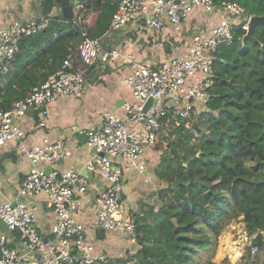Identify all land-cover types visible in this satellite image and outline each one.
<instances>
[{
    "label": "built area",
    "instance_id": "2783aa9c",
    "mask_svg": "<svg viewBox=\"0 0 264 264\" xmlns=\"http://www.w3.org/2000/svg\"><path fill=\"white\" fill-rule=\"evenodd\" d=\"M200 8L211 14L221 13L222 17L208 34L195 31L180 55L150 65L117 48L106 49L102 37L93 38L83 32L78 45L79 61L68 56L53 75L34 86L24 99L7 110L0 109V148L19 143L21 155L34 167L22 181L15 202L0 203V221L16 238L11 247L10 238L0 233V264H107L111 260L80 220L78 198L89 191L91 181L75 170H61L72 155L67 143L45 139L42 145L27 146L23 144L25 132L19 120L30 109L40 108L43 111L39 126L45 127L49 103L82 94L86 69L98 61L105 67L121 58L129 66L126 84L135 101L123 105L124 116L107 111L100 128H81L78 134L94 151L86 169L102 183L97 189L95 231H119L137 245V220L143 214L139 215L127 204V175L136 171L149 181L144 156L156 146L162 120L166 117L190 120L206 109L219 48L233 41L236 25H242L247 33L253 16L232 0H120L105 33L140 20L149 29L162 31L169 24L181 32L184 23ZM49 19L30 18L7 27L0 25V77L12 70L21 41L44 30ZM81 19L78 15L76 22ZM150 99L154 102L145 110ZM40 163L49 166L50 173L37 167ZM41 194L49 198L56 218L51 228L53 238L47 240L36 226L38 207L25 202ZM232 229L236 234L230 236L237 237V241H232L238 253L241 255L248 245L255 256L260 250L254 243L257 235L248 232L242 218L233 221Z\"/></svg>",
    "mask_w": 264,
    "mask_h": 264
},
{
    "label": "trees",
    "instance_id": "16d2710c",
    "mask_svg": "<svg viewBox=\"0 0 264 264\" xmlns=\"http://www.w3.org/2000/svg\"><path fill=\"white\" fill-rule=\"evenodd\" d=\"M119 1L82 0L80 22L58 14L44 30L23 39L12 70L0 77V109L24 99L68 56L79 55L83 32L103 36ZM232 1L249 15L264 16V0ZM55 2L64 8L73 0ZM89 13L95 16L91 28ZM209 95L206 109L190 120H162L165 136L157 147L162 154L156 171L165 186L159 202L138 212L143 214L137 220L138 250L107 264H202L197 255L240 218L261 247L254 257L249 251L250 264H264V25H257L252 37L235 26L233 41L216 54Z\"/></svg>",
    "mask_w": 264,
    "mask_h": 264
},
{
    "label": "crops",
    "instance_id": "0c3cea01",
    "mask_svg": "<svg viewBox=\"0 0 264 264\" xmlns=\"http://www.w3.org/2000/svg\"><path fill=\"white\" fill-rule=\"evenodd\" d=\"M80 9L81 7L76 5L73 11H64L55 0H3L0 3V25L7 27L18 20L51 18L58 14L64 18L76 20L79 14L83 17ZM90 14L87 18L88 28L95 23V16ZM221 17V13L211 14L203 8L197 9L184 23L181 32L174 30L169 24L162 31L149 29L140 20L121 30L104 34L101 36L102 44L106 49L117 48L123 54H132L137 60L154 65L180 55L195 31L208 34V30L216 25ZM71 57L74 61L80 60L76 53ZM128 73L129 66L122 58L105 67L98 61L85 70V85L80 96H64L48 104L45 127L39 126L40 114L43 111L40 108L30 109L19 120L25 132L23 144L27 146L42 145L45 139L50 142L64 140L67 143L72 155L63 164L61 170H75L91 181L89 191L78 198L81 203L80 220L88 230H91L98 248L111 260L128 253L134 254L138 246L130 243L122 232L95 231L97 189L102 183L86 169L94 151L84 143L78 130L100 128L102 116L107 111L120 116L125 115L123 105L126 102L135 101L132 91L126 84ZM161 154L162 152L155 148L147 150L144 156L147 163L148 182L136 171L127 175L125 199L127 204L137 212L146 206H157L159 202L158 192L165 186L158 178L156 171ZM37 167L49 169L45 163H40ZM32 169H34L33 164L21 155L19 143L12 142L0 148V203L15 202L22 181ZM25 202L27 204L32 202L38 207L36 226L45 239H52L51 228L56 218L49 205V198L41 194ZM0 233L10 238L9 246L13 247L15 235L2 221H0Z\"/></svg>",
    "mask_w": 264,
    "mask_h": 264
},
{
    "label": "rangeland",
    "instance_id": "374dc122",
    "mask_svg": "<svg viewBox=\"0 0 264 264\" xmlns=\"http://www.w3.org/2000/svg\"><path fill=\"white\" fill-rule=\"evenodd\" d=\"M80 42V40H79ZM79 42H77V44L79 45ZM191 126V124L189 125ZM164 131H160L158 134V142L156 144V146L154 148H149L148 150L151 149H157V147L160 146L161 141L164 140V136L165 133L163 135ZM162 134V135H161ZM162 146H165V142H162ZM232 223L231 222L228 226H226V228L223 230V232L220 234L219 238H218V242L216 245H211V249H209L207 252L205 251H201V253H199L197 255V258H201V262L202 264H204L205 262L207 263L206 259H211L212 262L216 263V264H221V263H226L225 259L228 260L229 264H250L251 262L254 261L253 258L248 257V253H249V246L247 245L245 248V251L241 253H238V249L235 248V244L233 243V241H237V237L235 239H232V237L230 235L236 234V232H232ZM233 236V235H232ZM233 240V241H232ZM230 246H232L230 248ZM261 250V247H260ZM203 253V254H202ZM206 253V254H205ZM262 253V252H261ZM259 253V254H261ZM235 254V256H234ZM240 255V259L238 260V258H236L237 255ZM251 254V253H250ZM257 254V255H259ZM256 256V255H255ZM251 257H254L251 255ZM227 264V263H226Z\"/></svg>",
    "mask_w": 264,
    "mask_h": 264
},
{
    "label": "water",
    "instance_id": "95a60500",
    "mask_svg": "<svg viewBox=\"0 0 264 264\" xmlns=\"http://www.w3.org/2000/svg\"><path fill=\"white\" fill-rule=\"evenodd\" d=\"M82 0H73L72 4L68 7H64V11H73L74 6L78 5ZM257 25H264V16H253L250 22L249 30L247 32V37H252L253 30ZM153 99H150L146 105H145V110H147L152 104H153ZM51 169H47L46 172L50 173ZM178 182H175L174 187H177ZM47 240V238H46ZM131 264V263H130Z\"/></svg>",
    "mask_w": 264,
    "mask_h": 264
},
{
    "label": "bare ground",
    "instance_id": "6f19581e",
    "mask_svg": "<svg viewBox=\"0 0 264 264\" xmlns=\"http://www.w3.org/2000/svg\"><path fill=\"white\" fill-rule=\"evenodd\" d=\"M234 256H235V254H234ZM240 255L238 254L237 256H236V258H238Z\"/></svg>",
    "mask_w": 264,
    "mask_h": 264
}]
</instances>
